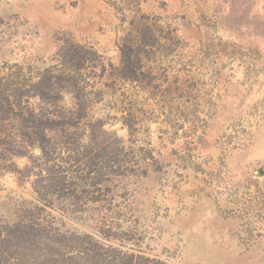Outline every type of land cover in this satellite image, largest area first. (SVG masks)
I'll list each match as a JSON object with an SVG mask.
<instances>
[{"label":"rangeland","instance_id":"1","mask_svg":"<svg viewBox=\"0 0 264 264\" xmlns=\"http://www.w3.org/2000/svg\"><path fill=\"white\" fill-rule=\"evenodd\" d=\"M0 258L264 264V0H0Z\"/></svg>","mask_w":264,"mask_h":264},{"label":"trees","instance_id":"2","mask_svg":"<svg viewBox=\"0 0 264 264\" xmlns=\"http://www.w3.org/2000/svg\"><path fill=\"white\" fill-rule=\"evenodd\" d=\"M122 53H123V49H122ZM127 67L129 66L124 67V71L128 69ZM122 71H123V67H122ZM45 87L47 91H54V89H56V88H51L48 85L44 86V89ZM46 90H45V93H46ZM38 95L41 98V94H38ZM28 115L32 122V126H31L32 131L30 132V136L38 140L43 139L45 137V130L48 127V122L52 121V119L49 118V116L44 112H34L33 110L28 111ZM2 261L3 259L0 258V262Z\"/></svg>","mask_w":264,"mask_h":264}]
</instances>
